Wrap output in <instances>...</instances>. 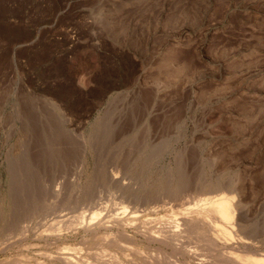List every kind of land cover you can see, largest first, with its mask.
I'll use <instances>...</instances> for the list:
<instances>
[{
	"label": "rangeland",
	"instance_id": "rangeland-1",
	"mask_svg": "<svg viewBox=\"0 0 264 264\" xmlns=\"http://www.w3.org/2000/svg\"><path fill=\"white\" fill-rule=\"evenodd\" d=\"M175 150L191 185L172 206L221 192L204 176L236 184L264 254V0H0V202L36 200L24 224L111 206L118 172L164 187ZM79 173L91 196L58 212Z\"/></svg>",
	"mask_w": 264,
	"mask_h": 264
},
{
	"label": "bare ground",
	"instance_id": "bare-ground-1",
	"mask_svg": "<svg viewBox=\"0 0 264 264\" xmlns=\"http://www.w3.org/2000/svg\"><path fill=\"white\" fill-rule=\"evenodd\" d=\"M53 107L58 119L64 120L66 114L56 103ZM147 126V131L151 132L153 125L149 120ZM87 146L85 144L86 153ZM161 152L151 155V160L161 157ZM181 154L176 152L175 160ZM83 156V160H80L82 167L85 162L88 163L86 155ZM180 159L174 162V165L177 164L175 170L168 169L169 177L164 187L156 188L160 191L156 192L153 186H145L139 177L131 176L128 170L123 176L118 172L110 179L116 193L111 201L108 200L111 206L100 204V207H90L70 217L58 215L48 225L46 221L44 224L38 220L31 226L24 224L26 220L32 221L42 216L43 208L36 200L31 203L32 206L28 205L29 208L23 205L19 212L13 211L10 202H0L8 206L3 204L0 207V237L3 236L0 254L14 249L18 252L15 257L7 256L0 260V264H264V254L256 245V227L248 221V204L241 199L240 187L237 188L236 184L225 186L228 189L226 193L222 192L225 190L223 181L219 183L224 185L216 183L219 180L212 182V179L209 180L211 177H200L199 180H202L195 182L200 184L203 196L216 190L221 192L200 197L193 207H186V204L184 208L172 206V202L186 197L184 195L191 185L183 157ZM26 169L29 170V167L26 166ZM83 170L85 173L86 169ZM80 173L75 182L74 200L53 203L58 212H63L58 209L67 205L78 207L82 203L79 199L82 194L84 199L91 196L93 185L89 179L84 180ZM237 181L239 184L240 181ZM19 185L21 187L22 184ZM199 194L201 196L202 192ZM54 196L58 200L65 197L62 191L55 192ZM10 218L17 223L16 227L13 224L9 227ZM7 231L10 234L4 235ZM36 246L45 248L44 252L41 253V250L39 257L37 253H34L36 257H30L26 250ZM20 250L22 253H19Z\"/></svg>",
	"mask_w": 264,
	"mask_h": 264
}]
</instances>
